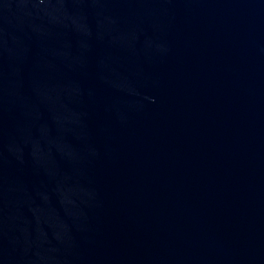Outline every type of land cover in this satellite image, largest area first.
Listing matches in <instances>:
<instances>
[{
    "label": "water",
    "instance_id": "obj_1",
    "mask_svg": "<svg viewBox=\"0 0 264 264\" xmlns=\"http://www.w3.org/2000/svg\"><path fill=\"white\" fill-rule=\"evenodd\" d=\"M0 264H264V0H0Z\"/></svg>",
    "mask_w": 264,
    "mask_h": 264
}]
</instances>
